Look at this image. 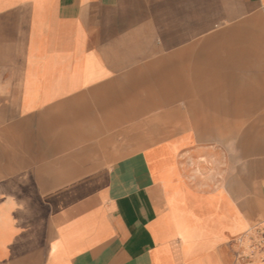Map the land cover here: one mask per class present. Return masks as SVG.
I'll return each instance as SVG.
<instances>
[{
	"label": "crops",
	"instance_id": "crops-1",
	"mask_svg": "<svg viewBox=\"0 0 264 264\" xmlns=\"http://www.w3.org/2000/svg\"><path fill=\"white\" fill-rule=\"evenodd\" d=\"M209 76H264V0H0V264H264V86Z\"/></svg>",
	"mask_w": 264,
	"mask_h": 264
},
{
	"label": "rangeland",
	"instance_id": "rangeland-1",
	"mask_svg": "<svg viewBox=\"0 0 264 264\" xmlns=\"http://www.w3.org/2000/svg\"><path fill=\"white\" fill-rule=\"evenodd\" d=\"M194 87H201V88H205V87H210V88H229V89H235L238 87H241L243 89L251 90L255 87H259V86H264V76H246V77H237V76H209V77H195V81H189L188 77H185L184 79V86L185 87H190L193 86ZM234 91V90H233ZM186 94V93H185ZM238 97H233V99H236ZM222 98H219L217 96H213L211 98L207 99V102L209 103L210 101H215L217 102L218 100H220ZM192 102V101H191ZM213 103V102H212ZM189 110V108L187 106H185V115H187V111ZM264 114V109L260 110L259 112H254L252 114H249L248 116V124H239L235 121L238 120V118L236 117H232L231 118V123H228L226 125L227 128L231 129L233 135H232V140H231V144H232V159L233 161L239 156H236V150L234 149L235 146L234 144L237 142V136L238 133L240 134V129L241 133L244 132V130L246 129V127H250L251 123H253L256 119H258V117H261ZM218 126V125H217ZM217 143H222V141L217 140ZM247 247V249L249 248V242H247V244L245 245ZM260 262H264V260L260 259L258 260Z\"/></svg>",
	"mask_w": 264,
	"mask_h": 264
},
{
	"label": "built area",
	"instance_id": "built-area-1",
	"mask_svg": "<svg viewBox=\"0 0 264 264\" xmlns=\"http://www.w3.org/2000/svg\"><path fill=\"white\" fill-rule=\"evenodd\" d=\"M240 242L244 246L243 251L239 255L242 261L253 259L264 260V226L257 225L248 230L240 237ZM249 242V248L245 246Z\"/></svg>",
	"mask_w": 264,
	"mask_h": 264
},
{
	"label": "bare ground",
	"instance_id": "bare-ground-1",
	"mask_svg": "<svg viewBox=\"0 0 264 264\" xmlns=\"http://www.w3.org/2000/svg\"><path fill=\"white\" fill-rule=\"evenodd\" d=\"M177 97H179V96H177ZM180 99H181V98H180ZM189 103H190V105H191L192 102L190 101ZM110 145H111V144H110ZM102 148H103V147H102ZM105 153H106V152H105ZM75 210H76V209H75ZM68 212H70V211H68ZM68 212H67V213H68ZM73 212H74V211H72L71 213H73ZM68 214H69V213H68Z\"/></svg>",
	"mask_w": 264,
	"mask_h": 264
}]
</instances>
